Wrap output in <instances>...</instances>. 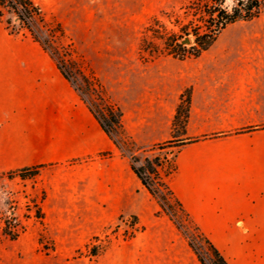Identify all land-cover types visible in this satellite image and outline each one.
<instances>
[{"label": "crops", "instance_id": "obj_1", "mask_svg": "<svg viewBox=\"0 0 264 264\" xmlns=\"http://www.w3.org/2000/svg\"><path fill=\"white\" fill-rule=\"evenodd\" d=\"M34 1L68 32L79 27L99 39L112 23L94 8L95 0ZM252 40L258 47L252 57L262 63H248V50L241 47L246 44L216 49L215 43L199 57L151 62L113 92L140 152L174 138L186 90L190 118L178 139L224 134L188 144L175 157L172 188L210 239L215 232L264 233V128L247 131L264 126V34ZM107 152L113 155L102 156ZM51 168L76 175L98 209L119 214L135 207L138 178L130 160L55 58L29 33L11 34L0 19V174L38 169L37 180L46 183ZM46 189L58 192L48 184Z\"/></svg>", "mask_w": 264, "mask_h": 264}, {"label": "rangeland", "instance_id": "obj_2", "mask_svg": "<svg viewBox=\"0 0 264 264\" xmlns=\"http://www.w3.org/2000/svg\"><path fill=\"white\" fill-rule=\"evenodd\" d=\"M187 4L189 0H95L94 8L102 16L112 18V23L104 26V36L96 39L85 35L79 27L69 32L64 28L65 36L53 41L59 50L57 57L71 72L75 87L86 89L84 76L91 82L94 76L115 103L113 92L118 94L135 73L139 74L140 68L172 57L163 54L164 41L153 38L147 28L158 17L166 33L178 32L177 22L193 20L184 8ZM45 16L49 21H59L53 15ZM7 17L13 18L18 26L15 11L7 12ZM157 28L163 30L161 26ZM36 30L43 39L48 38L45 30L39 27ZM261 33L264 34V9L250 22L228 26L215 48L246 44L241 47L248 50V63H262L261 59L252 57L258 50L252 39ZM188 37L190 43L184 45L193 46L194 38ZM242 37L251 41L241 42ZM145 42L155 52L148 48L141 50ZM78 68H82L84 76L78 73ZM85 97L95 104L104 103L97 92ZM175 151L140 152L137 147L132 150L126 147L128 154H136L141 161L155 155L173 158ZM48 172L46 183L44 180L40 183L34 171L0 174V264H213L212 255L190 225L179 214L178 228L138 179L135 207L112 214L87 200L92 195L85 191V185L76 175L65 176L57 168ZM165 172L166 168L158 178L164 180ZM46 184L58 192L49 194ZM134 217H137L135 226L131 225ZM5 228L15 239L5 233ZM208 235L230 264H264V233Z\"/></svg>", "mask_w": 264, "mask_h": 264}, {"label": "trees", "instance_id": "obj_3", "mask_svg": "<svg viewBox=\"0 0 264 264\" xmlns=\"http://www.w3.org/2000/svg\"><path fill=\"white\" fill-rule=\"evenodd\" d=\"M229 1L231 4H229ZM189 14L193 16V20H188L187 23L177 22L178 32L168 34L166 27L161 23L158 17L153 19V22L148 26L147 32L151 33L153 38L161 39L165 44L163 54L172 56L177 59H187L199 57L203 52L209 50L218 40L221 33L230 25L238 22H250L258 18L264 9V0H189V4L184 6ZM15 11L18 19V26L14 24L13 18L7 17V12ZM165 15H169L165 13ZM0 19L6 23L7 29L11 34L20 35L29 33L35 42L47 50L57 61V65L70 80L74 86L71 72L63 64V61L57 57L58 48L54 45V39L59 36H65L66 32L63 25L57 21H49L43 13L41 7L34 0H0ZM198 22V23H195ZM158 26L163 28L158 30ZM39 27L45 30L48 34L47 39H43L41 34L36 30ZM188 36L194 38L193 46H186L181 41ZM151 45V42H150ZM151 49V53L155 52L154 47H147L146 42L142 45V49ZM82 76V68L77 69ZM87 79L86 89L75 87L84 102L88 105L96 119L108 136L114 141L123 157L130 160L131 169L141 182L147 192L156 200L162 211L170 217V219L180 228L178 215L180 214L183 221L190 225L194 235L207 248L212 255L213 264H229L226 257L215 245V243L205 234L201 227L194 221L189 212L184 208L182 202L177 198L172 188L173 182L178 173V167L175 162V157L178 151L192 143H196L201 139H212L223 136L224 134H215L204 138H194L181 140L178 137L186 135L187 124L190 118V102L191 91L186 90L180 98L177 107L176 115L173 121V136L170 141L158 144L149 150H166L175 149L173 158L162 157L155 155L146 157L143 161L136 154H128L126 147L130 150L136 148L135 141L126 133L123 125V111L121 108L109 100L104 87L99 80L93 76L91 82ZM94 83V84H93ZM97 92L102 98V105L90 102L85 96L86 94ZM259 128H250L247 131H252ZM112 152L102 154L104 157H111ZM166 168L164 180L158 178L160 171ZM21 172L34 171L38 174V169H25ZM131 225L135 226L137 217L133 218ZM5 233L15 239V235ZM192 246V244H191Z\"/></svg>", "mask_w": 264, "mask_h": 264}, {"label": "water", "instance_id": "obj_4", "mask_svg": "<svg viewBox=\"0 0 264 264\" xmlns=\"http://www.w3.org/2000/svg\"><path fill=\"white\" fill-rule=\"evenodd\" d=\"M188 43H190V39H189V37H187V38L183 41V44H188Z\"/></svg>", "mask_w": 264, "mask_h": 264}]
</instances>
